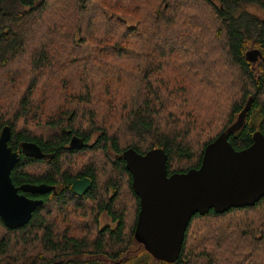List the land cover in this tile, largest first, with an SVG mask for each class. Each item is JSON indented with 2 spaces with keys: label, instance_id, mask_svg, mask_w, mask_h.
<instances>
[{
  "label": "trees",
  "instance_id": "1",
  "mask_svg": "<svg viewBox=\"0 0 264 264\" xmlns=\"http://www.w3.org/2000/svg\"><path fill=\"white\" fill-rule=\"evenodd\" d=\"M64 1L40 0L39 3V0H0V70L7 69L12 60L25 52V45L28 44L27 32L25 29L24 34H21L20 29L22 26L31 27L35 21L29 18L40 16L38 29L40 34H44L47 20H44L43 15L54 12L50 8L52 2L63 4ZM151 1L156 4L151 6ZM164 1L127 0L119 5L117 0H77L75 7L82 19L73 16L67 27L62 24V20L60 24L53 23L54 27L46 30L51 33L57 29L55 38H49L52 40L48 46L50 53L44 42H40V49L33 50L31 58L40 71V87L47 81L46 77H50L49 70L54 66L51 61V52L55 53L54 48L66 44L73 46L79 38L83 45L89 43L87 49L93 45L95 51L101 44L111 43L112 49L117 53L112 55L108 69L102 66L98 71L84 70L81 73L77 85L70 88L71 96L79 104L75 109L62 110L51 117L49 123L54 125L57 132L47 139L24 131L16 132V124H4L0 111V134L6 125L11 127L12 138L9 145L14 151H20L22 143L31 142L39 145L44 153L54 155L53 159H35L21 153L20 161L11 174L14 185L20 187L24 184H45L55 187V191L52 190L43 196L26 194L32 199L44 201L43 206L34 213L26 226L12 230L6 227L0 218V224L7 232V237L0 240V264H170L155 259L145 246L135 239L136 224L131 230V235L126 237L124 215L114 209L120 194V183L112 184L114 197L100 208L108 209L113 228L106 227L99 231V237L93 244L87 237H72L68 233L56 235L54 225L41 214L52 201L63 211L68 201H84L94 198L97 194L98 173L94 166L83 169L77 175H73L64 167L66 157H74L90 149L88 143L93 132H87L84 124H88L100 135L99 143L94 147L96 150L107 151L110 148L115 152L117 159L113 167L120 174L128 176L130 189H133L132 176L126 168L124 151L134 148L137 152L145 154L151 149H162L168 155L170 174L199 169L206 147L236 122L251 97L254 101L246 115L245 124L238 132L229 136V141L240 151L253 144L256 131H262L264 134V0H166L167 9L163 8ZM196 6L203 7L207 22L202 26L197 21L194 22L193 26L200 30L190 39L188 32L183 30L187 25L184 18L194 21L198 14L190 11L191 16H187L185 10H192ZM248 6H257L262 15L249 11ZM24 9H27V12ZM108 9L113 12L110 17H107ZM88 10L99 14L107 23L98 28L97 20L96 23L93 18L85 20L84 14ZM122 15L139 18V27L128 29L122 22ZM56 38L61 40L60 43H57ZM189 39L190 43H187ZM169 40H182L186 45L176 51L168 46ZM87 49L78 55L83 58ZM254 50H258L262 56L256 63L247 58V53ZM122 52L130 54L128 59L122 57ZM94 58L101 59L102 63L106 64L103 58ZM126 60L133 63L131 70H123ZM137 60L151 63L143 68ZM80 67L82 63L78 65V69ZM228 71H232L236 76L227 75ZM129 81L133 82L129 85ZM37 84L36 80L31 81L21 99L20 111L24 118L31 113ZM135 84L139 89L138 97L127 95L129 87ZM103 85L107 88L111 103L116 96L114 89L127 92L119 99V106H114V114L111 113L105 122L99 121L103 115L97 111L94 103L95 95L101 91ZM179 86L181 88H178ZM209 111H217L218 117H226L225 123L216 135L210 136L199 145L200 140L195 136V132L203 133L205 127L201 125L205 122L201 120L210 122L212 113ZM117 124L122 128L120 134L110 131L111 127ZM74 137L82 140L84 146L72 149L70 143ZM121 141L126 146L122 147ZM185 162L193 163H189L187 168L172 169L173 166ZM38 164L46 165V170L32 173L29 167ZM83 178H90L93 186L84 199H79L71 187L76 179ZM134 197L139 209L138 219L140 200L136 194ZM263 205L264 197L251 207L233 208L223 214H217L214 210L204 216L196 214L186 231L179 260L172 264H236V258L239 260L240 255L239 249H233V246L238 240H245L246 237H217L212 233L207 234L212 237H189L190 230L195 222L204 226L207 222L227 219L236 213L250 214ZM263 224L264 219L257 227V232L260 231L262 237H249L245 240L251 249L247 259L254 260L252 264H264ZM40 230L41 236L35 237L39 245L33 246L29 243L33 240L28 235L36 234ZM11 234L23 235L24 242L27 243L25 249L38 250L37 257L30 258L29 261L6 257L12 248L8 239ZM197 240L199 241L196 244L191 245ZM40 244L46 252L41 257ZM92 245L101 258L89 259L85 256L91 252Z\"/></svg>",
  "mask_w": 264,
  "mask_h": 264
},
{
  "label": "rangeland",
  "instance_id": "2",
  "mask_svg": "<svg viewBox=\"0 0 264 264\" xmlns=\"http://www.w3.org/2000/svg\"><path fill=\"white\" fill-rule=\"evenodd\" d=\"M117 1L120 5L121 2L126 3L127 0ZM159 1L161 2V0ZM67 3L69 6H67ZM77 3V0H65L63 4L52 2V6H50V8H52L54 12L52 14H46V16L43 15L44 20H47L45 21L46 25L44 26V34H40L38 29L40 25V16L38 15V18H35V16L33 18H29L35 21L32 25L30 24L31 27L24 28L22 26L20 29L21 34H24L25 29L27 32L26 39L28 44L25 45V54L23 53L19 58L12 60L8 64L7 69L0 70V111L2 113L4 124H16V132L24 131L26 133H31V135L44 137L46 139L55 134L57 131L54 130V125L49 123V120L58 112L62 110L75 109V106L79 104V102L71 96L70 88L77 85L78 79L81 77V73L84 70L87 72L98 71L102 66H104L105 69H108L111 65L109 62L112 55L117 53L112 49L113 44L111 43H103L95 51H93L95 48L93 45L87 49V47H89V43L83 45L80 43L79 38L74 42L75 45L73 46H71V44H66L63 47L54 48L53 50L55 53L51 52L52 56L49 55V57L51 56V61L54 66L51 70H49L50 77H46L47 81L42 83L40 87V71L32 63L31 58L33 50L40 49V42L46 43V47L48 49V46L55 38L57 29L51 31V33H47L46 30L53 28V23L58 22L60 24V20H62V24H65L67 27L73 16H77L78 19H82V15H78L75 7ZM155 4V1L150 2L151 6H154ZM162 5L164 9H167L168 2L165 0ZM140 7L141 5L136 8L139 9ZM247 8L249 11L257 15H262V11L257 6H248ZM24 11L27 12V9H24ZM190 11L197 12L198 17L194 21L184 18L187 25H185L186 27L183 30L188 32L190 39H192L194 38L196 32L200 30L199 28L193 26L194 22L197 21V23L202 26V24L207 22V19L205 18L206 13L203 7L196 6L192 10L186 9L185 15L191 16ZM107 14V17L112 16V10L108 9ZM84 16H86V18L84 17L85 20L93 18L95 23L97 20L98 28L99 26L101 27L102 24L107 23L102 20L103 18L99 14H95L90 10H88ZM121 19L128 29H137L140 25L139 18H136L135 16L133 17V15H122ZM188 21H190V23H188ZM94 26H96V24ZM49 38H52V40H49ZM190 39L187 43H190ZM56 41L57 43H60L61 40L56 38ZM57 43L54 47H56ZM185 45L186 43L182 40H169L168 43V46L172 47V49L176 51L182 49ZM86 49L88 51L84 54L83 58L78 55L86 51ZM47 51L50 53L51 49H48ZM166 53H168L167 50ZM122 54L124 53L122 52L121 55ZM129 55V53H126L122 55V57L128 59ZM94 57L103 58L107 65L103 64L101 59H95ZM137 61L142 64L143 68H146L145 66L151 63V61L150 63L139 60ZM80 63H82V67L78 69V65ZM132 67L133 63L128 60L123 63L124 71L131 70ZM61 73H63V75ZM104 74H106V70ZM228 74L236 76V74L232 71H228L227 75ZM35 80L38 84L32 100L33 107L31 113L24 118L22 116V112L20 111L21 99L31 81ZM226 81H228L227 78ZM132 82L133 81H129V85ZM178 88H181V86ZM128 91L129 92L127 94V92L122 89H114L116 96L114 98L115 100L111 103L106 86H102L101 91H99L94 98L95 108L101 115H103V117H100L99 121L105 122L110 118L111 113L114 114L112 110L119 106V99H121L123 95L127 94L133 97H138L139 89L137 84L130 86ZM179 91L182 92L181 89H179ZM209 112L212 113L210 122L207 120H201L202 122H205V124L201 125L202 127H205L203 133L200 131L195 132V136L199 137L200 140L199 145L204 143V141H206L210 136L216 135L217 131H219L225 123L224 119H226V117H218L217 111ZM211 122L212 124L210 125ZM84 129L87 132H93L88 143L90 149L78 153L74 157H66L64 159V167L65 170L70 171L73 175H77L83 169L91 165L94 166L98 173L96 196L94 198L85 199L84 201L70 200L63 211L59 209L57 203L52 201L48 207L41 211V214L46 217L52 225H54L56 235L60 236L68 233L72 237H87L93 244V241L99 237V231L106 227L113 228V223L108 215V209L106 208V210H100V208L114 197V187L112 184L120 183V194L115 202L114 209L118 213L124 215L125 235L128 237L131 235L132 228L135 224H137L136 219L139 210L134 197L135 193L133 189H130L129 187V178L127 175L120 174L116 169H114L113 165L117 159V155L112 149L109 148L107 151H103L102 149L96 150L94 148L95 145L99 143L100 135L98 134V131L90 128L88 124H84ZM121 130L122 128L119 124L112 126L110 129L112 133L118 134H120ZM125 140H127V138ZM120 144L122 147L126 146L122 141ZM196 154L199 155L198 152ZM189 163L193 162H185V164L179 163L173 166L172 169L187 168V165H190ZM46 168V165L38 164L30 166L29 170L32 173H41L44 172ZM261 216H263V218H261ZM263 219L264 205L261 206L259 210L252 211L250 214L240 215L236 213L229 216L227 219H217L216 222H207L204 226L199 222H195L194 224L192 222L193 226L190 230L189 237H212L211 234L207 235L208 233H212L213 235L215 234L217 237H246L245 240H248L249 237H262L260 231L257 232V227L262 224ZM262 231L264 233V229ZM39 235L41 236V230L37 231L36 234H29L28 237H31L33 240L29 243L33 246L39 245L38 240L35 238L39 237ZM3 237H7V232L5 227L0 224V240ZM8 237H10L8 239L12 248L6 257L20 260L24 259L26 261H29L30 258L37 257L38 250L35 251L33 249H25V245H27V243L24 242L25 240L23 235L11 234ZM199 240L192 242L191 245L196 244ZM245 240L240 239L233 246V249H239L238 254L240 255V259L238 260V258H236V264H252L254 261H249L247 259L248 254L251 253V249ZM133 247L135 248V246ZM90 251L91 252L85 255L87 258H101L98 252H96L94 245L91 246ZM43 254H46V252L40 244V257Z\"/></svg>",
  "mask_w": 264,
  "mask_h": 264
},
{
  "label": "water",
  "instance_id": "3",
  "mask_svg": "<svg viewBox=\"0 0 264 264\" xmlns=\"http://www.w3.org/2000/svg\"><path fill=\"white\" fill-rule=\"evenodd\" d=\"M258 50L247 53L256 63ZM254 98L251 97L236 122L210 143L203 155L199 169L186 173L170 174L168 155L162 149H151L141 154L130 148L123 153L126 168L132 176L134 193L140 200L135 239L157 260L176 263L179 260L186 231L196 214L207 215L212 210L223 214L233 208L254 206L264 197V134L256 131L253 144L236 150L229 136L245 124ZM12 138L10 126L0 134V218L9 229L24 227L44 201L26 194L45 195L55 187L24 184L16 187L12 171L20 161V154L35 159H53L39 145L22 143L20 151L9 145ZM72 149L84 146L78 138L71 140ZM89 178L76 179L72 192L83 198L92 188Z\"/></svg>",
  "mask_w": 264,
  "mask_h": 264
},
{
  "label": "flooded vegetation",
  "instance_id": "4",
  "mask_svg": "<svg viewBox=\"0 0 264 264\" xmlns=\"http://www.w3.org/2000/svg\"><path fill=\"white\" fill-rule=\"evenodd\" d=\"M41 196H43V195H41Z\"/></svg>",
  "mask_w": 264,
  "mask_h": 264
},
{
  "label": "bare ground",
  "instance_id": "5",
  "mask_svg": "<svg viewBox=\"0 0 264 264\" xmlns=\"http://www.w3.org/2000/svg\"><path fill=\"white\" fill-rule=\"evenodd\" d=\"M90 179V178H89Z\"/></svg>",
  "mask_w": 264,
  "mask_h": 264
}]
</instances>
